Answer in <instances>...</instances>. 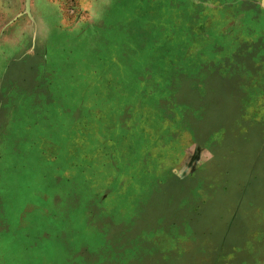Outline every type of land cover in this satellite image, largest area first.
Returning <instances> with one entry per match:
<instances>
[{
    "label": "rangeland",
    "instance_id": "obj_1",
    "mask_svg": "<svg viewBox=\"0 0 264 264\" xmlns=\"http://www.w3.org/2000/svg\"><path fill=\"white\" fill-rule=\"evenodd\" d=\"M262 152L264 0H0L5 262L168 264Z\"/></svg>",
    "mask_w": 264,
    "mask_h": 264
},
{
    "label": "crops",
    "instance_id": "obj_2",
    "mask_svg": "<svg viewBox=\"0 0 264 264\" xmlns=\"http://www.w3.org/2000/svg\"><path fill=\"white\" fill-rule=\"evenodd\" d=\"M152 1L149 2V5ZM254 180L247 185L246 195L231 201H218L201 211L203 223L196 233L183 231L188 251L184 255L170 254L177 231L167 232L168 264H264V152ZM258 174V175H256ZM257 191V192H256ZM19 217V227L24 225ZM194 238V239H193ZM195 245V248L192 245ZM0 264L4 261V246L0 247ZM194 250L195 255L191 253ZM5 252L9 253L6 249ZM122 252V251H121ZM122 255H120V263ZM116 264V263H115Z\"/></svg>",
    "mask_w": 264,
    "mask_h": 264
},
{
    "label": "water",
    "instance_id": "obj_3",
    "mask_svg": "<svg viewBox=\"0 0 264 264\" xmlns=\"http://www.w3.org/2000/svg\"><path fill=\"white\" fill-rule=\"evenodd\" d=\"M26 3H27V5H28V0H26ZM28 10V9H27ZM27 13H28V11H27Z\"/></svg>",
    "mask_w": 264,
    "mask_h": 264
}]
</instances>
